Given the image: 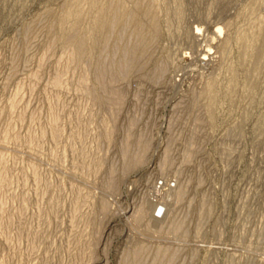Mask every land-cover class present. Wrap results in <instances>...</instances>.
<instances>
[{
	"label": "rangeland",
	"instance_id": "374dc122",
	"mask_svg": "<svg viewBox=\"0 0 264 264\" xmlns=\"http://www.w3.org/2000/svg\"><path fill=\"white\" fill-rule=\"evenodd\" d=\"M0 264H264V0H0Z\"/></svg>",
	"mask_w": 264,
	"mask_h": 264
}]
</instances>
